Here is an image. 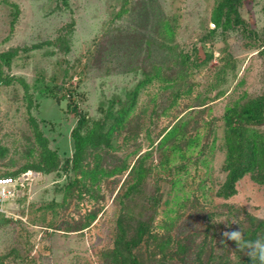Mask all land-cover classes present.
<instances>
[{"label": "rangeland", "instance_id": "rangeland-1", "mask_svg": "<svg viewBox=\"0 0 264 264\" xmlns=\"http://www.w3.org/2000/svg\"><path fill=\"white\" fill-rule=\"evenodd\" d=\"M221 1L0 0V177L12 178L0 185V264H102L133 166L138 205L161 197L157 223L180 215L189 231L214 205L234 210L221 233L244 212L264 218V183L250 173L215 196L223 113L264 95V0H239L242 23L223 14L216 28ZM131 61L137 70L121 72ZM80 117L83 172L71 162ZM43 147L57 157L49 171Z\"/></svg>", "mask_w": 264, "mask_h": 264}, {"label": "trees", "instance_id": "trees-1", "mask_svg": "<svg viewBox=\"0 0 264 264\" xmlns=\"http://www.w3.org/2000/svg\"><path fill=\"white\" fill-rule=\"evenodd\" d=\"M148 1L153 3L155 0ZM238 3L239 0H222L218 4L212 18L216 28L220 26L223 14L228 24L232 21L234 24L242 23L237 11ZM125 11L126 8L122 10ZM161 21L163 30L168 35L171 34L170 21L168 19ZM113 45L111 42L107 46L108 54ZM149 55L151 52L148 53ZM189 60L187 53H180L181 63L187 64ZM133 63V61L129 62L121 72L137 70L138 67ZM157 70L153 73L143 71L144 79L137 87L157 76ZM127 111L128 109L119 112L122 120ZM83 120V117L79 118L78 125L72 132L74 154L71 162L73 169L77 171H82L81 160L86 151V142H91L89 135L84 137L80 133L79 127L83 124ZM222 120L224 127L222 147L225 150L222 170L226 176L217 188L215 196L226 199L235 193V182L246 173H250L255 180L264 183V134L253 129L254 126L264 122V95L251 100L241 108L227 106ZM117 126L118 123H115L112 127L115 130ZM42 153L48 158L44 160L43 170L49 171L56 166L57 157L47 147H43ZM67 162L65 168L68 167ZM131 172L132 175H136L137 181L126 186L119 196L120 209L116 218L113 243L99 252L102 264H264L258 254H249V245L241 243L238 246L235 241L223 237L219 231L223 221L229 220V213L234 212L231 206L224 205L228 211L221 216L215 211L214 205L212 211L204 215L200 226L189 231L181 230L180 223L177 224L180 222V215L173 218L167 214L165 220L157 223L155 214L161 202L160 195L150 193L145 196V201L138 205L135 200L140 191L138 185L140 178L144 176V171L136 170L133 166L129 174ZM71 186L72 183L68 184L67 191L72 190ZM172 211L174 210L170 208L167 213ZM87 224L80 225L87 226ZM240 228L247 241L264 238V218L244 212L242 219L232 230Z\"/></svg>", "mask_w": 264, "mask_h": 264}, {"label": "clouds", "instance_id": "clouds-1", "mask_svg": "<svg viewBox=\"0 0 264 264\" xmlns=\"http://www.w3.org/2000/svg\"><path fill=\"white\" fill-rule=\"evenodd\" d=\"M222 236L235 241L238 246H240L241 243L249 245V254H258L260 260L264 261V238H260L251 242L247 241L245 240V234L241 228L232 231H224Z\"/></svg>", "mask_w": 264, "mask_h": 264}, {"label": "built area", "instance_id": "built-area-1", "mask_svg": "<svg viewBox=\"0 0 264 264\" xmlns=\"http://www.w3.org/2000/svg\"><path fill=\"white\" fill-rule=\"evenodd\" d=\"M11 181H12V178H8L5 181H0V185H5V184H7V183H9ZM6 196H7V192L6 191H3L2 193H0V197H3L4 198Z\"/></svg>", "mask_w": 264, "mask_h": 264}]
</instances>
